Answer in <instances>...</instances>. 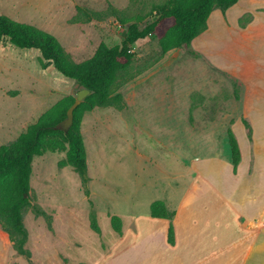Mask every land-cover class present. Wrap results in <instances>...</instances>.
Wrapping results in <instances>:
<instances>
[{
    "label": "rangeland",
    "instance_id": "1",
    "mask_svg": "<svg viewBox=\"0 0 264 264\" xmlns=\"http://www.w3.org/2000/svg\"><path fill=\"white\" fill-rule=\"evenodd\" d=\"M163 1L0 0V14L50 32L81 63L103 43L119 45L130 24L140 22L143 28L152 22L153 4ZM109 5L128 20L125 25L108 13ZM78 7L103 16L76 22ZM250 19L243 17L240 25ZM133 51L135 78L119 91L125 106L95 108L84 115L87 188L71 167H60L64 152L34 159L24 224L26 246L37 264H133L128 259L132 243L117 245L126 232L132 233L136 218L147 214L153 201L180 191L191 161L214 147L211 139L230 153L227 130L242 113L244 88L238 81L216 69L192 43L161 57L157 38L150 37L134 44ZM40 58L39 51L18 49L8 41L0 47V146L16 140L60 100L76 97L81 90L53 65L42 69ZM34 206L48 216H38ZM92 211L100 234L90 228ZM112 215L123 221L122 236L111 227ZM0 264H28L1 224Z\"/></svg>",
    "mask_w": 264,
    "mask_h": 264
},
{
    "label": "crops",
    "instance_id": "2",
    "mask_svg": "<svg viewBox=\"0 0 264 264\" xmlns=\"http://www.w3.org/2000/svg\"><path fill=\"white\" fill-rule=\"evenodd\" d=\"M212 14L192 44L244 88L242 113L230 124L241 161L235 173L231 147L228 153L211 139L214 147L191 161L180 191L160 200L175 211V245L168 243L170 221L149 210L117 245L132 243L133 264H264V0H240L225 15L218 9ZM243 118L252 126V141Z\"/></svg>",
    "mask_w": 264,
    "mask_h": 264
},
{
    "label": "trees",
    "instance_id": "3",
    "mask_svg": "<svg viewBox=\"0 0 264 264\" xmlns=\"http://www.w3.org/2000/svg\"><path fill=\"white\" fill-rule=\"evenodd\" d=\"M240 0H166L155 3L150 15L155 19L143 28L140 22L127 27L126 36L116 46L101 44L93 57L81 63L73 60L56 36L35 25L17 21L0 14V47L5 41L18 49L37 50L41 54L40 66L47 69L53 65L64 77L74 80L81 89H88L90 95L74 111V121L68 133L54 130L58 123L66 119L67 111L75 102V96H67L52 109L43 114L35 123L13 142L0 146V224L9 235L18 255L28 264H37L31 250L26 246L28 230L24 224V212L31 205V176L36 157L49 152H64L65 159L60 167H71L80 176L85 188L88 177V155L82 134L84 115L95 108L125 106L120 89L135 78L132 72L135 53L133 45L147 38H157L160 56L164 57L174 49L190 45L194 39L208 29V20L215 10L224 15ZM76 22L100 20L101 12L78 7ZM108 13L117 17L122 25L128 20L112 5ZM140 21L143 17L139 18ZM250 21V20H249ZM244 27V26H242ZM239 99V96L236 95ZM249 140L253 129L249 121L242 119ZM231 147L234 172L241 161L238 140L231 129L227 131ZM89 195V190L86 189ZM91 205H93L91 203ZM38 216H48L40 207L34 206ZM150 216L170 221L168 243L175 245L173 219L175 211L168 209L164 201H155L150 206ZM111 227L115 233L123 235V221L117 215L111 216ZM90 228L101 233L95 211L90 214Z\"/></svg>",
    "mask_w": 264,
    "mask_h": 264
},
{
    "label": "water",
    "instance_id": "4",
    "mask_svg": "<svg viewBox=\"0 0 264 264\" xmlns=\"http://www.w3.org/2000/svg\"><path fill=\"white\" fill-rule=\"evenodd\" d=\"M90 91L88 89H81L77 96L75 102L71 105V107L67 111V117L60 123H58L54 128V130L63 131L64 133H68L71 129L74 121V111L76 108L90 95Z\"/></svg>",
    "mask_w": 264,
    "mask_h": 264
}]
</instances>
